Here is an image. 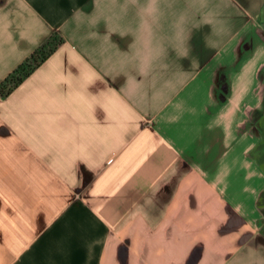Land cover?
I'll return each mask as SVG.
<instances>
[{"label":"crops","instance_id":"crops-1","mask_svg":"<svg viewBox=\"0 0 264 264\" xmlns=\"http://www.w3.org/2000/svg\"><path fill=\"white\" fill-rule=\"evenodd\" d=\"M0 264H264V0H0Z\"/></svg>","mask_w":264,"mask_h":264},{"label":"trees","instance_id":"trees-1","mask_svg":"<svg viewBox=\"0 0 264 264\" xmlns=\"http://www.w3.org/2000/svg\"><path fill=\"white\" fill-rule=\"evenodd\" d=\"M64 40L59 32H53L0 83V92L3 95L10 94L36 71L64 43Z\"/></svg>","mask_w":264,"mask_h":264}]
</instances>
